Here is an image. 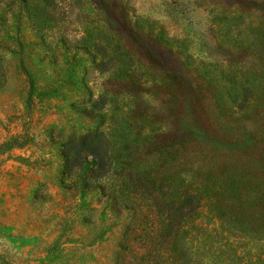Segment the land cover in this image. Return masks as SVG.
Returning <instances> with one entry per match:
<instances>
[{"label": "rangeland", "instance_id": "obj_1", "mask_svg": "<svg viewBox=\"0 0 264 264\" xmlns=\"http://www.w3.org/2000/svg\"><path fill=\"white\" fill-rule=\"evenodd\" d=\"M256 27L264 0H0V264L143 257L151 201L125 176L67 172L63 145L98 131L117 170L185 184L221 171L217 125L264 129V97L237 113L209 77L257 69ZM245 154L264 165V144ZM255 237H239V264L264 249Z\"/></svg>", "mask_w": 264, "mask_h": 264}, {"label": "trees", "instance_id": "obj_2", "mask_svg": "<svg viewBox=\"0 0 264 264\" xmlns=\"http://www.w3.org/2000/svg\"><path fill=\"white\" fill-rule=\"evenodd\" d=\"M262 29L256 27L254 34L261 35ZM249 40L245 35L234 42L243 45ZM252 42L258 56L257 69L244 75L229 68L218 77H209L211 84L223 90L228 107L237 113L259 109V100L264 97V38L255 36ZM217 126L212 134L216 141L226 143L223 148L231 162L221 171L211 169L200 177L202 180L189 184L183 178L172 182L125 167L117 170L104 132L92 131L64 143L61 155L67 172L86 168L85 176L97 181L113 174L125 176L134 186L133 195L151 201L157 229L144 242L143 257H136L132 264H239L240 236L250 238L252 233L264 243V165L245 154L264 144V129L255 120L245 119ZM245 264H264V249L250 253Z\"/></svg>", "mask_w": 264, "mask_h": 264}]
</instances>
